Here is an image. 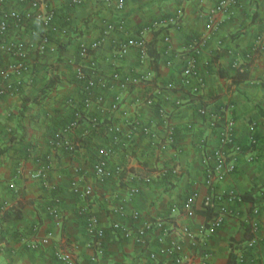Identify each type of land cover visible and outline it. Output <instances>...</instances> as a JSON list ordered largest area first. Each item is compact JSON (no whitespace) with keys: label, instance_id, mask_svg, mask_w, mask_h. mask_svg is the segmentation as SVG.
Returning <instances> with one entry per match:
<instances>
[{"label":"crops","instance_id":"0c3cea01","mask_svg":"<svg viewBox=\"0 0 264 264\" xmlns=\"http://www.w3.org/2000/svg\"><path fill=\"white\" fill-rule=\"evenodd\" d=\"M49 9L56 12L57 24L68 33L58 32L53 41V51L38 56L31 47V61L36 74L35 83L21 94L0 98V264H63L55 252L63 250L72 254L76 264H92L97 238L87 231L82 210L95 216L105 232L102 240L104 255L99 264H151L150 252H157L164 263L175 264L173 258L160 253L158 237L160 228H154L148 237V246L125 239L113 230L115 222L135 229L126 212H140L144 218L164 220L173 238L183 242L192 264H227L231 244L236 247L237 264H264V225L254 232L252 222L257 219L252 208L264 196V48L253 58L246 54L254 46L255 39L264 36V0H240V6L198 56V69L206 81L204 96L190 102L191 97L182 87V71L187 56L186 47L207 29V14L219 0H128L121 10L106 0H84L81 5L70 0H48ZM20 11L25 6L14 4ZM182 13L180 25L169 24L144 31L152 22L168 19ZM124 21L126 30H116L111 37L125 39L143 35L150 52L157 56L158 73L153 82L131 87L123 94L119 110L112 115L113 122L128 131L131 122L140 118L149 124L161 142L166 133L158 115L157 106L143 102L145 94L169 83H176L175 90L166 91L162 99L170 124L176 128V139L165 149L154 146L155 139L138 134L130 144L118 146V153L111 159L113 166L124 167L121 176L101 183L94 173V163L99 149L109 142L104 120L113 102L108 95L105 108L94 105L85 110L83 93L76 81V68L82 64L79 48L82 42L97 40L110 24ZM24 38L32 40L28 34ZM169 38V40H166ZM219 40L223 45L219 44ZM99 71L107 78L121 79L137 76L139 53L131 49L125 57H119L117 48L107 42L93 53ZM29 98L23 111L24 99ZM141 99V101H139ZM35 100V101H34ZM211 113L230 115L236 120L237 139L247 146L252 135L250 126L257 123L255 136L259 146L256 158L250 162L242 154L233 173L218 174L214 181L217 192L231 189L252 199L243 203H227L235 214L229 216L215 236L202 240L194 247L180 227L191 229L206 223L210 213L202 207V199L213 188L207 184V174L201 162L199 144L204 141L209 150L218 146L217 130L209 128L207 119L201 117L198 108L202 102ZM81 114V125L69 133L71 141L83 138L90 131L85 145L76 153L52 150L51 136ZM91 117L102 122L91 129ZM190 126V127H189ZM50 184L31 174L50 163ZM22 170L19 173V170ZM149 176L141 182V194L130 199L127 178ZM75 178L94 186L90 198H81L71 189ZM193 192L199 194L197 214L186 218L182 214L172 216L174 205L181 206ZM60 198L62 222L57 225L48 211L54 198ZM8 206L2 212L3 205ZM264 223V214L259 216ZM53 236L47 245L40 240L48 233ZM255 239L252 247L249 243ZM32 243L39 244L32 249ZM210 257L204 262V254Z\"/></svg>","mask_w":264,"mask_h":264},{"label":"built area","instance_id":"2783aa9c","mask_svg":"<svg viewBox=\"0 0 264 264\" xmlns=\"http://www.w3.org/2000/svg\"><path fill=\"white\" fill-rule=\"evenodd\" d=\"M72 4L81 5L84 0H70ZM128 0H117L114 5L116 9H123ZM108 5H112V0H106ZM19 4L25 6L24 11H20L14 6ZM240 0H219V2L211 8L207 14V29L206 31L191 42L187 47V56L184 62L182 71L181 84L186 89L191 97L190 102L195 99L199 102V98L204 96L206 90L205 78L201 75L198 69V56L209 41L217 34L225 22L234 15L235 10L240 6ZM48 0H0V98L9 95H18L23 90L35 83L36 74L33 71V63L31 61V47L33 46L38 56H45L50 51H53V41L58 32L68 33V30L60 28L57 24L56 12L49 9ZM182 21V13L163 19L154 21L144 31L150 30L153 27L160 25L175 24L180 25ZM116 30L125 31L126 24L124 21L119 24H110L102 32L101 36L93 42H82L79 48V56L82 60L75 71L76 81L80 84L83 93V106L85 110H90L94 105L103 109L106 106L108 95L113 94V102L107 109L109 117L104 120L106 130L108 132L109 142L99 149L98 158L94 163V173L97 180L101 183L113 179L116 176H121L124 172V167L113 166L111 159L118 153V146L122 144H130L134 141L138 134H146L155 139L154 146L159 149H165L172 144L176 139V128L170 124L169 116L161 103L162 99L166 100V91L175 90L176 83H169L155 90H150L145 94L143 102L149 106L158 107V115L161 124L166 133V141L161 142L149 124H145L140 118H136L131 122V127L128 131L115 124L112 120V115L119 110L123 99V94L131 87L140 84L151 83L156 79L157 71L155 68L154 56L150 52V47L141 34L136 37H127L119 39L111 37ZM24 34L32 40L23 37ZM169 40V38H166ZM107 42H111L118 51L119 57H125L131 49H136L139 53V73L137 76H123L121 79L107 78L99 71L98 61L93 57V53L101 48ZM223 45L221 40L218 41ZM264 48V36L260 35L255 39L254 46L246 54V59H251L261 49ZM141 101V99H139ZM198 113L201 117L207 119L210 129L217 130L219 144L209 150L205 142L199 144L201 152V162L207 174V184L212 191L203 197L202 207L210 213L206 223L200 225L197 230L191 229L188 225H182L180 232L192 240L194 247L201 244L202 240H206L215 236L218 230L225 224L227 218L235 214L234 210L229 208L227 203H243L245 200L243 195L234 189L226 192H217L214 187L215 178L217 175L225 173H233L236 170V163L242 154H246L250 162L256 158L257 148L259 146L255 132L258 124L252 123L250 126L252 135L249 144L245 146L236 136V120L230 116L218 113H211L208 105L203 101L198 108ZM98 117H91V129H96L100 126ZM81 125V114H76L71 122L55 132L50 140L49 146L52 150L64 153H76L82 146L85 145V139L90 134L89 130L84 132L83 138L75 141L67 139V135L74 130H77ZM190 127V126H189ZM47 160L50 162L44 168L31 174L32 178L42 180L47 187L53 188L50 184L48 172L52 168V154L47 155ZM22 170H19L21 173ZM131 183L128 186L130 199H133L141 194L140 183H146L150 180L149 176H135L127 178ZM72 191L81 198H90L94 193V186L85 184L83 179L75 178L71 182ZM261 196H264L262 192ZM199 194L191 193L181 206L174 205L170 214L176 216L184 215L186 218H194L197 214V206L199 203ZM60 198L53 199L52 204L48 206V211L57 225L62 222L63 215L59 206ZM5 203L2 207V212L7 208ZM120 213L122 217L130 218L135 226L132 227L119 222L112 225L114 231L119 232L125 239H133L137 244L144 247L148 246V237L154 228H160L161 233L158 237V243L161 245L160 253L173 258L175 264H192L191 256L185 252V246L182 241L173 238L172 231L166 227L164 220L144 218L140 212H132L129 214L121 207ZM254 216L257 218L252 222L254 232H259L264 223L259 219V216L264 214V197L259 204H255L252 208ZM81 214L85 217L87 231L94 235L97 240L94 246V254L91 257L92 264H99L101 257L104 255V247L102 240L105 238V232L101 229L99 221L95 216L87 213L84 209ZM3 232V227L0 225V234ZM53 233H48L40 240L42 245H47L50 242ZM255 243L253 239L249 246L252 247ZM39 244L32 243L30 247L36 249ZM56 258L63 264H76L72 254L63 250L55 252ZM149 257L151 264H169L164 263L159 259L157 252H150ZM210 254H204V262H207Z\"/></svg>","mask_w":264,"mask_h":264},{"label":"trees","instance_id":"16d2710c","mask_svg":"<svg viewBox=\"0 0 264 264\" xmlns=\"http://www.w3.org/2000/svg\"><path fill=\"white\" fill-rule=\"evenodd\" d=\"M157 58L158 57L155 56V54H154L155 68H156V71L158 73V64L156 63ZM28 102H29V98H25L24 99V105H23V111H25L27 109ZM260 111L264 115V111L263 110H260ZM100 125H101V123H100ZM243 198H244L245 201H247V200L249 201L250 199H252L251 194H245V195H243ZM235 247L236 246L232 243L231 244L230 256H229V260H228L227 264H237V256L235 254V249H236Z\"/></svg>","mask_w":264,"mask_h":264}]
</instances>
